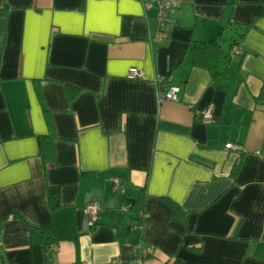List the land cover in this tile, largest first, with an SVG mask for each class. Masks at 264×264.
Masks as SVG:
<instances>
[{"label":"crops","instance_id":"obj_1","mask_svg":"<svg viewBox=\"0 0 264 264\" xmlns=\"http://www.w3.org/2000/svg\"><path fill=\"white\" fill-rule=\"evenodd\" d=\"M161 1L0 0V264H264V0H180L155 44ZM209 41L223 87L193 63Z\"/></svg>","mask_w":264,"mask_h":264},{"label":"built area","instance_id":"obj_2","mask_svg":"<svg viewBox=\"0 0 264 264\" xmlns=\"http://www.w3.org/2000/svg\"><path fill=\"white\" fill-rule=\"evenodd\" d=\"M180 0H166L161 1L156 5L157 9V20H158V31L153 39V43L159 44L161 43L167 36L166 27L169 24L171 14L176 11L180 7ZM145 7L150 9L152 4L145 3ZM239 49L237 46H234L232 49L231 54H237ZM127 79L129 80H141L144 78V73L135 67L129 69L127 73ZM157 85L159 87L158 92V101L162 103L164 101H172V102H179V94H180V87L175 85L171 78L169 77H160L157 79ZM198 116L205 122L210 123L214 119V109L213 107L202 108L195 111ZM227 149H232L236 151H240L241 147L233 144L228 143L226 145ZM256 155H261L260 152H257ZM113 186L118 189L120 183L115 180L113 182ZM127 207L123 208V211H127ZM102 211V207L100 203L91 202L84 208V213L86 216V225L88 229H92L98 223L100 213ZM142 222L139 225L140 227L144 226V221L148 218V214L146 212L141 213ZM151 254L150 249H140V256L142 258H146Z\"/></svg>","mask_w":264,"mask_h":264},{"label":"trees","instance_id":"obj_3","mask_svg":"<svg viewBox=\"0 0 264 264\" xmlns=\"http://www.w3.org/2000/svg\"><path fill=\"white\" fill-rule=\"evenodd\" d=\"M193 51V63L196 66L205 68L210 71L214 85L217 87H223V81L226 78L227 72H220L218 70L219 61L222 54V49L218 41H209V42H193L192 45ZM48 136H43L40 138V148L41 154L43 156L50 155V145L51 140ZM127 196V211H130L134 215H141L145 211V197L143 195L139 196L137 199L132 198L130 190L125 191ZM48 201L51 209H56L59 207V189L58 187H50L48 191ZM173 207V212L177 211V206L171 204ZM44 237L45 244H49V239L53 235V231L49 227L41 228ZM257 257H264V245L260 244L257 247L256 252Z\"/></svg>","mask_w":264,"mask_h":264}]
</instances>
